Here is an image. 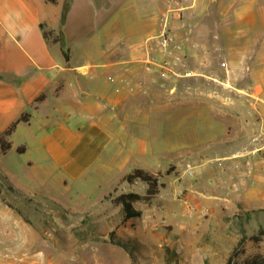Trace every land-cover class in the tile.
<instances>
[{"label":"crops","instance_id":"1","mask_svg":"<svg viewBox=\"0 0 264 264\" xmlns=\"http://www.w3.org/2000/svg\"><path fill=\"white\" fill-rule=\"evenodd\" d=\"M231 1L181 0L180 7L186 9L187 22L195 26L193 41L210 38L217 43L226 42L232 50H237L239 42H247V51L252 48L246 60L252 66L256 87L261 89L256 97L264 118V51H254L255 42H264V32L255 37L250 32L256 27L253 0H242L238 14L242 28L237 29L230 19ZM173 8L178 7L167 0H0V135L23 114L30 113L29 121L18 123L9 138L17 153L19 147L26 148L19 154H27L26 164L37 170L36 174L25 176L34 175L37 182L52 184L69 180L78 184L92 182L110 186L114 191L119 185L128 184L129 193L144 195L149 188L146 182H123L134 170L160 175L164 184L165 179L173 178L169 172L172 168L183 170L181 161H173L176 157L189 161L199 158L202 166H214L202 168L194 182L182 183L189 189L188 199L195 203L198 213L228 206L237 192L245 189L257 199L253 194L256 189L252 188H264V154L232 157L240 148L249 146L253 136L243 144L238 142L236 120L223 112H213L212 117L221 121L216 124L215 135L211 126L208 128V118L201 114L197 118L203 122L200 132L195 126L184 128L183 146L172 142L169 149L167 175L160 169L159 154L164 149L158 143L159 127L170 131L165 132L167 137L174 134L170 123L160 122L195 117L189 113L177 117L172 112H160L164 108L173 110L175 99L163 95V81L150 75L143 63L146 41L158 32L160 15L166 10L170 11L175 32L184 37L180 14ZM45 30L52 32L50 39L45 37ZM57 37L62 38L64 47L54 41ZM188 46L189 57L193 49L191 44ZM231 63L235 69L241 67L238 61ZM118 74H125L134 82L143 80L147 93L142 89L134 94L115 93L110 77ZM194 130L216 137L200 143ZM209 149L214 155L204 159L203 152ZM0 154L5 155L1 151ZM12 173L10 168L3 173L9 186L13 183L10 178L14 179ZM140 184L144 192L133 189ZM162 189L151 202H144L145 206L152 205ZM2 191L0 264H79L80 244L73 233L78 224H71L65 235L58 236L33 224L25 210ZM140 203L135 208L142 211V216L127 223L145 216V208L136 206ZM188 216L192 219L198 215ZM111 263L107 253L93 254L87 261Z\"/></svg>","mask_w":264,"mask_h":264},{"label":"rangeland","instance_id":"2","mask_svg":"<svg viewBox=\"0 0 264 264\" xmlns=\"http://www.w3.org/2000/svg\"><path fill=\"white\" fill-rule=\"evenodd\" d=\"M178 1V8L172 10L180 14V27L185 35L180 38L173 26L172 31L177 40L185 45L186 60L182 70L191 69L199 75L162 80L163 95L174 98L175 104L173 110L167 111L164 108L160 112H172L177 117L182 113L195 116L193 120L160 122V125L170 123L175 130L172 136L167 137L165 132L170 131L164 126L159 127L158 143L160 149H164L159 154V164L164 176L167 175L166 167L171 159L169 149L172 148V142L175 146H183L184 128L187 126H195L200 132L199 127L203 123L197 119L200 114L208 118L206 123L208 128L211 126V133L214 135L216 124L221 121L212 117L213 112H223L229 118L234 117L240 130L237 139L241 144L264 131V118L256 97L261 89L256 87L252 78V66L246 60L247 53L252 48L247 51V42H239L237 50H232L226 42L217 43L210 38L193 41L195 26L187 22L186 9L180 7L181 0ZM228 5L232 6L230 19L237 29L242 28L238 15L242 0H232ZM251 8L256 16V27L250 32L255 37L264 32V0H253ZM212 14L215 15V10H212ZM159 29L160 25L158 31ZM188 44L193 49L189 57L186 51L189 49ZM261 44L264 46V42H255L256 53L264 51ZM233 61H238L241 67L235 69L231 63ZM224 62H227L228 69L222 66ZM196 130L193 133H197ZM195 137L201 143L216 136L208 137L197 133ZM213 155L212 149L203 152L204 159ZM27 158V154L21 155L16 150L0 154V192L2 189L4 196L23 208L33 224L46 227L58 236L65 235V231L71 229V224H78V229L73 233L80 244L79 264H87L93 254L101 256L102 253H107L111 264H226L244 236L258 234L264 229V188H252L256 189L253 194L257 199H253L249 189H245L238 191L236 198L228 206H218L219 210L204 213L195 210V203L188 199L189 189L182 183L194 182L202 168L214 166H202L199 158L189 161L176 157L173 161H181L183 170L176 171V168H172L169 172L173 174V178L168 177L164 184L160 182V175H154L164 187L161 195L153 201L150 208L145 206V201L137 204L138 208H145V216L128 223L123 221L121 209L110 200L122 193H129L126 190V187L130 188L128 184H121L114 191L110 186L92 182H37L34 175L25 176V173L37 172L26 164ZM8 168L13 171L11 175L14 179L9 177L13 182L11 186L6 183L5 174L3 175ZM187 170L193 172V177L186 173ZM133 189L144 192L141 184ZM110 193L112 197H109ZM255 200L258 202L252 205ZM189 213L198 216L191 219ZM252 258H264V237H260L258 241L248 239L237 262L244 264Z\"/></svg>","mask_w":264,"mask_h":264},{"label":"built area","instance_id":"3","mask_svg":"<svg viewBox=\"0 0 264 264\" xmlns=\"http://www.w3.org/2000/svg\"><path fill=\"white\" fill-rule=\"evenodd\" d=\"M168 3L178 6V0H167ZM169 12L163 13L159 19V31L147 39L146 56L143 59L145 70L150 75H155L157 79L168 80L171 77H194L199 75L191 69L182 70L186 60L185 45L178 41L172 31V19ZM225 69H228L227 62L222 63ZM110 82L114 86V92L117 94H134L142 89L147 93L148 89L143 80L134 82L125 74L112 75ZM264 154V131H261L251 138L249 146H244L233 153L234 159L255 157ZM221 164V160H218ZM189 176L193 177V172L187 170ZM143 188V187H142ZM144 189V188H143Z\"/></svg>","mask_w":264,"mask_h":264},{"label":"trees","instance_id":"4","mask_svg":"<svg viewBox=\"0 0 264 264\" xmlns=\"http://www.w3.org/2000/svg\"><path fill=\"white\" fill-rule=\"evenodd\" d=\"M51 3H56L57 0H48ZM70 1L66 4L65 12H64V19L67 15V12L69 10ZM45 37L47 39L51 38L52 32L46 31L44 32ZM55 42H61L62 46L64 47V42L62 41L61 37H57ZM67 55V52H66ZM31 115L29 112L23 114L17 121L12 123L1 135H0V151L2 153H7L10 150H12L13 145L12 142L9 140L10 136L15 131L18 123L24 121H29ZM25 147H19L18 152L23 153L25 151ZM134 180H141L143 182H146L149 186L147 192L144 195L130 192V193H122L118 195L117 197H112V194L109 195V197H112L110 200L112 204L116 207H119L123 214V221L127 222L130 219L138 218L142 216V211L135 208V204L139 201H145L147 203L151 202L156 196L160 193L161 188L163 187L162 184H159V180L154 175L146 172L143 169H136L133 173L129 174L123 182L132 183ZM117 191V190H115ZM108 197V198H109ZM107 198V199H108ZM260 237H264V229L260 230L258 234L252 235V236H244L240 242L238 243L237 247L233 250L232 254L229 256L226 264H239L237 262V259L242 254V247L246 243V241L254 240L258 241L260 240ZM244 264H264V258H252L248 259Z\"/></svg>","mask_w":264,"mask_h":264}]
</instances>
